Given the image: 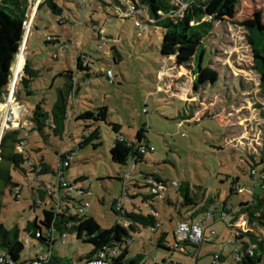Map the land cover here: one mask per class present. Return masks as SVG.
<instances>
[{"label":"rangeland","instance_id":"obj_1","mask_svg":"<svg viewBox=\"0 0 264 264\" xmlns=\"http://www.w3.org/2000/svg\"><path fill=\"white\" fill-rule=\"evenodd\" d=\"M39 1H28L27 25L30 18L32 20L20 50L23 65L28 59L31 69L36 71L29 87L33 94L27 96L22 89L20 98L10 103V85L8 95L0 103V136L7 129H19V124L30 129V117L37 104L49 112L56 91L69 81L56 75L62 70L74 72V57L84 54L92 62L93 72L77 92L76 104L89 110L106 106L108 122L120 125V133L127 142H135L136 131L144 127L153 150L146 152L143 161L137 163L131 172V160L126 165L111 161L109 151L117 137L111 127L103 122L81 120L74 122L73 128L72 122H65L64 138L53 136L47 127L43 135L23 131L24 135L28 133L26 148L29 156L34 159L43 156L51 169H55L57 154L74 149L75 156L65 171L67 181L72 184L71 195L76 200L75 205L80 204L85 214L92 216L103 229L116 223L126 226L111 209L113 201L121 195V207L125 212L147 214L150 208L157 211L160 227L156 231L141 227L131 233L127 258L141 255L140 264L195 263L192 257L175 249L173 235L179 221L175 208L160 199L151 202V206L141 203L140 195L147 190H135L136 180L141 182L144 174L154 175L167 183L174 181L181 185L187 182L191 194L199 198L203 190L205 198L216 203L215 214L206 222L204 234L209 238L213 231L215 236L209 242L197 245L198 250L191 247L185 250L191 255L198 254L196 264H233L235 255L242 254V242L248 243L247 238L235 242L234 236L248 228L243 221L237 228H230L231 215L221 219L220 211L225 200L226 210L234 212L240 202L249 201L258 193L259 183L251 179L250 169L251 166L258 170L264 168L260 164L264 158V94L245 25L250 21L264 25V0H212L202 20L212 21L213 25L204 41V49L210 55L206 58V61L209 59L206 66L216 70L224 83L250 85L243 88L240 95H235L231 89L229 98L219 89H194L193 65L190 63L188 68L179 65L175 55H161V29L148 27L144 30L142 25L137 27L136 18L121 19L125 12L119 10L117 3L130 7V0H107L109 6L97 0H80V7L76 0H54L63 9L61 17H53L44 9L36 15ZM59 20L65 22L61 24ZM92 22L97 24L94 29ZM98 27L106 37L101 40V50H98L100 41L96 40ZM53 35L59 36L65 46L45 44V38ZM112 47L121 56L117 64L107 55H111ZM96 57L101 60L95 61ZM18 61L19 56L13 63L12 77ZM106 70L112 71L113 84L105 76ZM188 114L189 119L182 118ZM84 125H89L87 131L98 129L99 139L95 142L100 145L95 149L92 145L77 147ZM12 177L20 184L21 193L17 200L6 193L0 224L8 230L18 229L19 239L26 242L21 258L27 260L46 250L24 231L35 218L42 219L41 212L47 207L43 204L35 210L29 208L34 198L30 188L45 190L44 182L54 181V176H39L38 182L29 174L12 172ZM80 178L82 181H78ZM236 178H239L238 188L233 185ZM231 189L236 192L231 194ZM80 190L84 193L80 194ZM131 195L136 198L132 199ZM168 197L171 203L182 201L177 190L170 189ZM35 198H39L37 191ZM51 202V199L44 201L45 204ZM204 216L198 215L197 220ZM162 233L166 234L165 245L171 248L170 251L157 247ZM65 239L63 243L56 236L53 256L63 263L85 264L83 257L91 252L92 245L77 239L75 233H65ZM215 255L220 260L214 261Z\"/></svg>","mask_w":264,"mask_h":264},{"label":"trees","instance_id":"obj_2","mask_svg":"<svg viewBox=\"0 0 264 264\" xmlns=\"http://www.w3.org/2000/svg\"><path fill=\"white\" fill-rule=\"evenodd\" d=\"M28 1L29 0H0V103H2L4 98L8 95L13 74V63L22 45L25 32L23 23L27 19ZM97 1L102 5L109 6L110 4L107 0ZM211 1L212 0H130V7L120 3L117 4L119 5V10L124 12L132 8V13L121 17V19L133 17L138 19L135 22L137 27L142 25L144 30L148 27L153 30L156 28L162 30L163 41L160 48L161 55L164 57L175 55L178 64L185 65L188 68L190 67V63L193 65L192 73L195 90L203 89L210 91L219 89L222 90L223 94L225 91V96L229 98L231 97V89H233L235 95H240L242 89L248 88L250 85H243V83L240 82L236 84L234 82L224 83L223 78L219 77L216 70L206 66L209 61V59L206 61V58H209L210 55L209 52L206 53L204 49V41L210 34L213 25L212 21L205 22L202 20L205 14H207L206 10H208ZM76 3L80 7V0L76 1ZM40 9H44V11L53 17H61L63 14V9L54 0H40L37 4L36 15ZM118 14L119 13L116 12V16H118ZM211 18L213 19V17ZM64 22L59 20L61 24ZM245 25L249 30L248 38L253 53L254 66L261 78V89L264 94V25H260L256 21L247 22ZM96 27L97 24L92 22V28L94 29ZM105 38L102 29L98 27V29H96V40L100 41L98 50L102 49V41L105 40ZM49 43L60 45L61 47L65 46L60 37L55 35L45 38V44ZM110 52L111 55L106 54L117 64L121 59L119 52L114 47L110 49L109 53ZM18 56L19 61L15 67L16 73L20 71L24 61V58L20 57V53ZM100 60L101 58L99 57L95 58V61ZM74 61V72L70 69L62 70L56 75L64 77L69 81L65 84L64 88L56 91V99L51 110L48 112L37 104L30 117V122L32 123L30 129H7L2 133L0 139V213L3 208V198L6 193L12 195L14 200H17L21 193L20 184L13 179L12 172L22 173L25 176H27V174L33 175L34 181L37 182L39 176L49 174L53 175L55 180L56 171L55 169H51L43 156L37 159L29 156L28 149L26 148L28 133L26 136L23 134V131L37 132L43 135L45 131L44 128L47 127L50 129L53 136L64 138V124L66 121L72 122V128L74 122L81 120L106 123L117 135L109 151L111 161L118 165H126L128 160H131L133 162L131 172L135 169L137 163L143 161L146 152H151L153 150L150 148L151 146L146 137V130L144 127L136 131L135 142H127L125 137L120 133V125L108 122V108L106 106L89 110L87 108L82 109L81 106L79 107V105L76 104L75 96L83 86L85 79L91 76L93 69L92 62L84 54L76 55ZM107 71L111 72L112 78L107 76ZM35 75L36 71L31 69L28 59H25L21 76L13 92L15 101L20 98L22 89L25 90L27 96L33 94L29 87ZM105 76L109 82L113 84L114 75L112 71L106 70ZM85 84L89 83L86 82ZM236 85H238L237 89L235 88ZM223 86L224 88L221 89ZM1 108L2 107H0V109ZM182 118L189 119L190 114L183 115ZM87 129H89V125H84L81 140L78 142L77 147L83 148L92 145L95 149L100 145L99 142H95L99 139L98 129L95 128L91 131H87ZM21 143H23V148L18 149ZM71 154L75 155L74 149H70L65 153H58V162L64 161ZM253 158L254 157H252V159ZM260 164L264 165V158L260 160ZM255 167L256 166H251L250 177L253 182L259 183V192L252 195L249 201L240 202L234 212L226 210V200L222 207V211L232 217L230 228H235L233 224L240 217L243 218L248 228L246 232L240 233L239 235L235 234L234 236L235 242L247 238L248 243L242 242V254L240 252L237 253L239 255V260L234 261L233 264H264V236L261 235L264 233V168L258 170V168ZM65 171L63 173L64 177ZM252 172L255 174H252ZM146 177H152L158 182H167L154 175L144 174L142 175L141 182L136 180L133 186L135 190H147V193L140 195L142 197L141 203L151 206V202L156 200V198L148 192V185L143 182V179ZM117 179L125 183L123 179L119 177ZM65 181L67 183L66 190L69 189V191H62V188L59 187L55 192L57 197L49 195L46 190L30 188L34 198L29 208L35 210L43 204L47 207L41 212L42 219L38 221L37 218H35L32 223L27 224L24 231L33 239L37 240L40 245H43L46 248L45 251L51 253L50 264H58L59 260L53 256L52 248L56 236L62 240L65 238V233H75L77 239L92 245L93 248L91 252L83 257L85 263L91 261L100 252L108 253L110 250H115L116 256L109 259V264H140L142 261L141 255H137L131 259L127 258L128 243L130 242L131 233H136L141 227L150 228L153 231H156L160 227L157 217L149 213L155 210L150 208L147 214H143L141 211L125 212V209L121 207L122 205L120 204V199H122L121 195V198L113 201L111 209L116 215L122 218V221H125L126 226L124 227L123 223H116L108 229H103L92 216L85 214V212H79L82 206L80 204L79 206L75 205L76 200L73 199V195H71L72 184L67 181L66 177ZM78 181H82V178L78 179ZM238 181L239 178H236L235 182H233L235 188H238L236 185ZM53 182L54 181L44 183L52 184ZM41 183H43V181H41ZM44 187L46 188V185ZM123 188L126 191V187ZM198 189L202 190L201 187H198ZM174 190L179 192L182 201L178 202V204L171 203L168 195H166L164 200L167 204H171L175 208L179 220L194 222L198 215L205 214V212L215 204L211 198H205V192L203 190L200 195L201 198L196 194H191V188L187 182L181 185L178 184V187ZM36 191L39 192V198L37 200L35 198ZM79 192L80 194L84 193L83 190ZM230 192L232 194L236 191L231 189ZM55 198L58 199L57 202L44 203L45 199L54 200ZM131 198L134 199L136 196L131 195ZM119 204L121 206H119ZM165 236V233L161 234L157 241V247L170 251L171 248L165 245ZM174 242L175 249H177L179 253H182L179 251L180 247H191L198 250L197 245L187 240L178 243L174 239ZM25 244L26 242L19 239L17 228L8 230L0 224V264H33L37 260V255L29 257L27 260L21 258L25 250ZM182 254L192 257L188 252ZM217 258L220 260L218 256ZM197 260L198 257L194 262L195 264ZM63 264L70 263L67 262Z\"/></svg>","mask_w":264,"mask_h":264},{"label":"built area","instance_id":"obj_3","mask_svg":"<svg viewBox=\"0 0 264 264\" xmlns=\"http://www.w3.org/2000/svg\"><path fill=\"white\" fill-rule=\"evenodd\" d=\"M76 1H79V0H76ZM130 13H132V8L128 9L127 12L125 11L124 14H125V16H127ZM31 20H32V18H30L28 25H27V23H28L27 20L23 23L26 34L24 36L22 44H24L25 37L27 35V31L29 30L30 25H31ZM20 76H21V72L18 74V73H16V71H14V76L12 77L11 84H10L11 85V87H10L11 88V95L8 98L10 103H13L15 101V98L13 97L14 86L17 83V79L19 80ZM107 76L109 78H112V74L110 71H107ZM18 128L19 129H26L27 125L19 124ZM22 148H23V143H21L18 146V149H22ZM150 148H151V150L153 149L152 147H150ZM74 156H75L74 154H71L69 157H67V159H65L64 161H62L60 163L58 162V164L56 165L55 180L52 184H46V188H45L46 192L49 195H53L54 197H57V194H55V192L58 190L59 187L62 188V191H65V192L69 191V189L66 190L67 183L65 181V177H64L63 173L66 169L69 168L70 163L73 160ZM252 174H255V173L252 172ZM263 178H264V175H263ZM143 182H145L148 185V192L151 195H153L156 198V200L157 199L164 200L166 198V195H168V191L170 189L174 190L178 187V183H176L174 181H172L170 183L158 182L152 177L144 178ZM51 200H53V199H51ZM57 200L58 199L55 198L53 201L57 202ZM121 200H123V199H120V204L122 203ZM120 204H119V206L122 205V204L121 205ZM215 211H216V204L214 206H211L210 209H208L205 212L204 217H202V218H200L194 222H187L184 220L177 221L176 232L173 235L174 239L178 243H181L184 240H187L190 243L195 244V245H199L204 241L209 242L215 236V233L212 231L211 236L209 238H206L205 234H204V228H205L206 222H208L210 219L213 218ZM79 212L80 213L84 212L83 207H80ZM149 213L155 217H157V215H158V213L155 211H150ZM226 216H227V214L221 210L220 211V218L223 219ZM242 221L245 223L243 218L240 217L233 224V226L235 228H237L238 223H240ZM65 240L66 239L63 238L61 241L63 243H65ZM179 251L182 253H187L184 247H180ZM197 255H198L197 253L192 254V258H193L194 262L196 261V258L198 257ZM114 256H116L115 250H110V251H108V253L100 252L91 261H89L85 264H109V262H110L109 259L114 257ZM217 260H218V258H217V256H215L214 261H217ZM238 260H239V255L236 254L234 257V261H238ZM50 261H51V253L48 251H44L41 254H37V260L33 264H50Z\"/></svg>","mask_w":264,"mask_h":264},{"label":"water","instance_id":"obj_4","mask_svg":"<svg viewBox=\"0 0 264 264\" xmlns=\"http://www.w3.org/2000/svg\"><path fill=\"white\" fill-rule=\"evenodd\" d=\"M23 39H24V37H23ZM20 50H21V48L19 49L18 54L20 53ZM18 54H17V55H18ZM16 58H17V56H16ZM10 95H11V93L9 94V97H10ZM9 97H8V98H9ZM1 133H2V131H1ZM0 139H1V136H0Z\"/></svg>","mask_w":264,"mask_h":264},{"label":"crops","instance_id":"obj_5","mask_svg":"<svg viewBox=\"0 0 264 264\" xmlns=\"http://www.w3.org/2000/svg\"><path fill=\"white\" fill-rule=\"evenodd\" d=\"M22 69H23V68H22ZM0 107H2V106H0ZM133 191H134V190H133ZM215 204H216V203H215ZM215 204H214V205H215ZM196 220H197V219H196ZM197 256H198V255H197ZM58 264H63V263H62L61 260H59V261H58Z\"/></svg>","mask_w":264,"mask_h":264},{"label":"clouds","instance_id":"obj_6","mask_svg":"<svg viewBox=\"0 0 264 264\" xmlns=\"http://www.w3.org/2000/svg\"><path fill=\"white\" fill-rule=\"evenodd\" d=\"M22 42H23V39H22Z\"/></svg>","mask_w":264,"mask_h":264},{"label":"bare ground","instance_id":"obj_7","mask_svg":"<svg viewBox=\"0 0 264 264\" xmlns=\"http://www.w3.org/2000/svg\"><path fill=\"white\" fill-rule=\"evenodd\" d=\"M18 56V55H17ZM21 70V69H20Z\"/></svg>","mask_w":264,"mask_h":264}]
</instances>
